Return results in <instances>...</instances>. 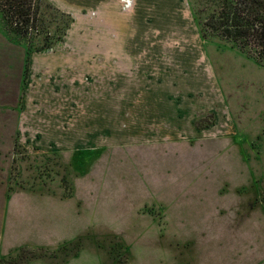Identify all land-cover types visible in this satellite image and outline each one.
Here are the masks:
<instances>
[{"label":"rangeland","instance_id":"1","mask_svg":"<svg viewBox=\"0 0 264 264\" xmlns=\"http://www.w3.org/2000/svg\"><path fill=\"white\" fill-rule=\"evenodd\" d=\"M187 1L196 22L206 0ZM68 14L72 36L80 21ZM202 39L208 68L181 75L205 84L221 111L210 132L221 134L143 141L137 120L118 130L114 115L103 121L112 111L103 96L127 93L116 86L128 77L151 93L169 84L168 69L55 70L64 39L28 55L0 17V264H264V67L217 35ZM174 44L187 48L184 35ZM158 118L162 128L175 121Z\"/></svg>","mask_w":264,"mask_h":264},{"label":"crops","instance_id":"2","mask_svg":"<svg viewBox=\"0 0 264 264\" xmlns=\"http://www.w3.org/2000/svg\"><path fill=\"white\" fill-rule=\"evenodd\" d=\"M48 1L62 11L74 15L75 22L80 21L77 25L79 31L77 30L72 36L66 35L64 38V46L67 48H58L60 50L57 49L58 54L50 57L49 60L53 63L52 69L115 70L118 72L117 74L121 72L123 77H125V71H157L161 66L168 69L167 79L170 82L163 85L164 91L162 87L155 86L153 92L150 93L152 85L136 84L132 81V77H128L126 80L129 82L125 84L124 82L117 84L116 87L121 90L126 88L127 93L103 96V103H110L112 107L109 114L104 111L103 121L104 115L105 117L114 115V118L106 120L108 122L112 120V124L116 128L119 124L127 128L130 125V120H137L138 129L134 132L141 134L140 136L144 137L143 141L155 139L169 141L175 138L173 135L177 140H185L191 135L206 138L213 136L216 132L219 137L220 130L210 131L216 125V113L221 114L220 107L216 112L215 105L206 103L209 100L212 102V100H207L206 96L200 92L205 88L203 82L191 81V78L181 75L183 73L181 71H197L208 68V59L202 49L204 40L199 34L197 23L187 0H155L153 14L150 11V15L146 13L149 5L148 0H129L130 4L127 10L123 9L121 0ZM164 1L178 3V6L173 4L166 8L163 6ZM137 7L141 14L136 13ZM163 15L165 17H162ZM153 21L160 25L151 27ZM182 21L185 22L184 26ZM167 24L170 27H165ZM186 24L187 29L190 30L187 36H185ZM73 28L69 29L68 34ZM182 35L187 40V48L198 45L201 50H188L189 55L186 56L187 48L175 49L174 38ZM140 89H146V91L139 93ZM220 101L222 102L221 98ZM221 106L223 108V105ZM223 109L222 117L225 118L226 109ZM209 113L215 114V124L201 129L196 128L195 122ZM160 116L175 121L172 125L169 123L165 126L164 124L162 128V122L158 118ZM223 126H225L224 130L227 134H236L234 124L230 120L224 121ZM106 128H109L115 135L112 131L115 127L108 125ZM107 135V131H104L103 144L105 145L110 144ZM134 141L136 140L134 139ZM68 145L70 147L67 148L70 149L72 143H68ZM34 194L40 197H55L59 200H65L72 196H63L64 198L61 199V196L56 193L36 192ZM79 203L77 204L79 205ZM24 247L50 250L49 245H24Z\"/></svg>","mask_w":264,"mask_h":264},{"label":"trees","instance_id":"3","mask_svg":"<svg viewBox=\"0 0 264 264\" xmlns=\"http://www.w3.org/2000/svg\"><path fill=\"white\" fill-rule=\"evenodd\" d=\"M200 11L202 38L217 35L264 67V0H206ZM0 17L6 33L25 42L28 55L62 42L72 23L48 0H0ZM211 124L210 117L195 122L198 129Z\"/></svg>","mask_w":264,"mask_h":264}]
</instances>
